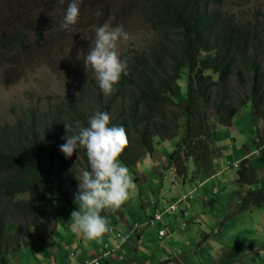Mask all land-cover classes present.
<instances>
[{"label":"trees","instance_id":"1","mask_svg":"<svg viewBox=\"0 0 264 264\" xmlns=\"http://www.w3.org/2000/svg\"><path fill=\"white\" fill-rule=\"evenodd\" d=\"M221 3L137 0L156 39L124 55L127 75H121L111 94L105 95L97 80L83 81L78 96H65L46 108L30 105L16 121L0 126V258L5 264L31 230L43 227L39 237L48 239L58 220L57 203L78 209L76 176L90 170V164L84 148L67 158L60 145L67 134L88 127L97 111L107 112L111 125L125 128L129 144L119 162L128 168L152 153L155 137L173 139L184 128L165 165V170L175 168L183 184L217 173L222 154L215 136L218 125L232 127L249 104L252 116L264 121V12L242 20L221 10ZM11 39L3 38L2 47ZM184 74L185 94L179 83ZM241 166L238 182L255 183L253 163L244 159ZM252 207H264L262 189L241 196L238 211Z\"/></svg>","mask_w":264,"mask_h":264},{"label":"rangeland","instance_id":"2","mask_svg":"<svg viewBox=\"0 0 264 264\" xmlns=\"http://www.w3.org/2000/svg\"><path fill=\"white\" fill-rule=\"evenodd\" d=\"M136 1L82 0L79 4L78 22L69 26L71 29L69 31L62 25L72 0H0V40L21 34L25 44V49L0 52V126L6 122L16 121L30 105L46 108L50 104L62 101L65 96L78 93L79 89L85 86L83 81L96 80L91 66L87 69L84 58L93 46L95 29L105 22H109L113 27L122 25L129 34L128 41L118 42L117 51L121 60H124L125 54L133 50L140 51L151 46L156 37L141 18L135 5ZM221 10L235 14L242 20L250 19L256 12L264 11V0H222ZM96 11H100L102 15L97 17ZM186 79L187 76L184 74L179 82L183 94L187 91ZM251 108L249 104L236 116V119L243 116L245 118L242 119L244 133L237 136L239 148L242 142L246 141L244 135L251 141L257 139L256 132L254 130L251 132L245 127L251 120L250 117H254ZM174 110L177 111L176 108ZM183 134L184 128L173 139L164 141L155 139L152 153L142 156L137 163L139 171L136 170V166L133 169L127 167L136 189L131 198L119 209L124 214L126 212L124 207H127L126 209L130 208L131 213H135L140 220L144 219L145 211L142 206L147 205L145 210L150 209L154 212L155 208L151 205L153 201L154 203L162 201L158 191L163 192L166 200H174L173 197L176 195L169 192L172 191L173 185L170 183L171 176L168 170L161 175L160 183L154 185V189L151 185L148 186L144 182L145 178L140 177L138 173L142 172L146 178L152 177L151 179L157 181L152 168L158 173L165 169L166 158L176 149ZM227 150L224 149L225 152ZM231 161L236 163L235 158ZM221 170L220 175L211 178L205 187H197L191 201H189L191 183H188L185 189L177 186L179 196L188 194V197L185 200L181 199L177 209L167 215L171 216L168 218L178 220L175 230L167 228L165 249L172 251V255H165L163 248L158 246L159 242L156 244V240L144 239V242L149 243V251L145 256V262L139 264H176L175 259L181 264H264V207L238 211L244 192L261 188L264 172H259L258 183L247 186L238 183L237 168H228L224 163L218 165V172ZM201 199H205L206 203H202ZM53 205L55 203L51 204L50 208L54 209ZM56 205L68 206L66 202H59ZM182 208L186 209V216L178 215L182 214ZM110 213L112 211H107V214ZM42 228L31 230L33 231L31 236L35 238L28 234L22 236L23 239L19 242L20 249L26 253L29 241H42L39 237ZM151 228L153 227L147 226L142 229L147 234L146 238L148 234L154 238ZM153 253L155 257L151 258ZM11 254L7 258L8 264H18L17 257ZM25 259L26 261L19 264H33L32 255L26 253ZM0 264H5L1 258ZM127 264L137 263L131 258Z\"/></svg>","mask_w":264,"mask_h":264},{"label":"clouds","instance_id":"3","mask_svg":"<svg viewBox=\"0 0 264 264\" xmlns=\"http://www.w3.org/2000/svg\"><path fill=\"white\" fill-rule=\"evenodd\" d=\"M81 2L82 0H72L69 4L64 16V23L62 25L64 29L70 31L71 29L69 26L77 24L78 17L80 15L79 4ZM258 13L261 14V11H258ZM95 15L99 17L102 13L100 11H96ZM17 36H20L21 40L16 39ZM12 38L14 39H11L6 44V47H2V42H0V52L13 51L19 48L25 49V44L21 38V34H16ZM129 39V34L124 30L122 25L113 27L109 22H105L103 25L95 29L93 46L84 58V62L87 69L91 66L99 87L105 95H109L113 92V86L119 82L122 74L127 75V62L120 59L117 48L119 41H128ZM12 42L13 44H16L13 48H10L12 46ZM17 42H22L23 45H20ZM78 95L79 93H77V96ZM213 122H215L214 125L218 124L216 118ZM77 127H79V124H77ZM218 127L223 126L218 125L216 130ZM69 129L70 125L66 124L67 133H69ZM157 138L160 139L159 137H155V139ZM64 140L65 143L60 145V151L63 152L67 158H71L73 153L77 152L78 149L84 148L90 164V170H83L79 176H76V179L79 181V185L74 203L78 204L79 210L72 212L73 229L81 233L88 240H98L110 231L108 221L105 216L101 215V213L105 210L112 211V213H110L111 216L114 211L119 210L121 206L131 198L136 189V184L133 182V177L130 174L129 169L119 162V157L129 144L126 130L123 126L111 125V119L107 112L97 111L89 119L88 127L79 128L77 134H67L64 137ZM168 159L169 156L166 158V163ZM241 163L242 161L238 163L228 161L226 163L228 168L232 167L238 169L237 181L239 180V171L242 167ZM218 164L219 163L217 161V173L215 175L203 180L202 182H198L197 184L191 183L193 189L189 192V201L193 200L195 190L198 186L213 177L219 176ZM168 171L171 176V184L174 187L188 184H183L179 181V178L176 176L175 168H170ZM165 172L166 170L164 169L160 172V176H163ZM138 175H140V173ZM239 184L252 186L254 183ZM214 194H216V191H214ZM187 197L188 194H184L182 196L173 197L174 202L167 200L165 208L162 211H154L153 220L161 221L165 215H168L170 212L177 209V204L181 201V199L185 200ZM155 204L156 203L153 202L151 205L155 208ZM178 215L181 214L178 213ZM133 227L134 230H137L139 228V224L135 223ZM161 232H164V235H161ZM117 238L119 243L115 246L114 251L116 252V250L119 249L125 254V248L127 246L129 236L118 232ZM167 238V228L160 230L159 247L162 248L165 245ZM109 252V245L106 244L104 245L102 251L96 254L95 257H92L91 259L89 258L86 264H101L102 261L107 259Z\"/></svg>","mask_w":264,"mask_h":264},{"label":"crops","instance_id":"4","mask_svg":"<svg viewBox=\"0 0 264 264\" xmlns=\"http://www.w3.org/2000/svg\"><path fill=\"white\" fill-rule=\"evenodd\" d=\"M253 118L250 117L251 120L245 124V127L246 129L249 128L251 132L253 130L256 132V141H251L244 135L246 141L242 142L240 146L241 148L238 147L237 136L244 133V116L235 119L232 127H218L215 132V136L217 146L222 150V155L218 159V165H222L224 163H227L228 161L232 162L231 160L233 158L236 159V163H238L239 160L249 159L257 169V178L259 179V172H264V121L261 119ZM239 130L242 132H240ZM226 148L228 150L225 152L224 149ZM236 150L238 151L237 154L235 153ZM136 170L139 171V168L137 167ZM152 170L154 171L155 176H157V181L151 179L152 177H150V179L146 178V175H144L142 172L139 173L140 177L145 178L144 182L147 183L148 186L151 185L152 189H154V185L160 183L159 178L161 176L155 168H152ZM220 172H222V170L219 171V175ZM136 180L138 181L139 179ZM209 181L210 180L202 183L200 186L205 187ZM256 182L258 183V180ZM182 186V188L185 189L187 187V184ZM190 187L191 189H193L192 185H190ZM260 189L264 190V181H262V186ZM169 192H172L173 195H176L175 197L179 196L177 187L173 186L172 191ZM158 193L160 194L162 201L155 204V210L162 211L165 208V203L167 202V200L165 199V196H163V192L158 191ZM204 193L206 194L207 190H205ZM153 199H155V196H153ZM201 202L206 203L205 199H201ZM146 206L147 205L142 206V209L145 211V218L142 220H140L135 213H131V211L129 210L130 208H128L127 210V207H124V209L126 210L125 214L121 210H116L113 212V214L115 215L112 214L110 216V214L107 215L108 210L103 211L101 215L106 217L108 225L110 227V231L98 240H88L81 233L73 229L72 212L78 210L73 208L69 204L68 206L58 205V207H55L54 210L58 220H56L55 227L51 232V235L46 240H35V242L29 241L26 253L32 255V257L34 258L33 264H86L89 258L91 259L92 257H95L96 254L102 251L104 245L108 244L110 248L109 255L105 261H102L101 264H127L130 262L131 258H133V262H136L137 264L144 263L146 258L145 256L149 251V243L144 242V239H148L149 241L156 240L155 242L156 244H158V242L160 241L159 231L164 229L165 227H169L170 230H173L174 228L175 230L176 223L178 222V220H173L174 218H168L171 216L167 215H165L161 221H155L153 220L155 212L150 211V209L145 210ZM186 209H188V207ZM186 209H181L182 216H186ZM135 223L139 224V228L137 230H134L133 227ZM147 226L153 227L151 228V234H154V238L149 234L148 238H146L147 234L145 231H142V229L146 228ZM118 232L129 236V240L125 248V254L119 249H117L116 252L114 251L115 246L119 243V240L117 238ZM30 237L35 238L34 236ZM165 247L166 245L162 247L163 253L165 255H172V251L165 249ZM26 253L21 248L11 255L17 257L16 262L19 264L21 263V261H26ZM126 256H130L131 258L127 259ZM150 257H155V254L153 253ZM174 262L177 264V259H175Z\"/></svg>","mask_w":264,"mask_h":264},{"label":"built area","instance_id":"5","mask_svg":"<svg viewBox=\"0 0 264 264\" xmlns=\"http://www.w3.org/2000/svg\"><path fill=\"white\" fill-rule=\"evenodd\" d=\"M161 235H164V232H161Z\"/></svg>","mask_w":264,"mask_h":264}]
</instances>
